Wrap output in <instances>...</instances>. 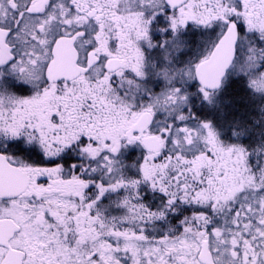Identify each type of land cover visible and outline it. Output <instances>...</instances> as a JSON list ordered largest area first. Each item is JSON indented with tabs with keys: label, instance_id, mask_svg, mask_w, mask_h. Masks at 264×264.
I'll return each mask as SVG.
<instances>
[{
	"label": "snow or ice",
	"instance_id": "obj_1",
	"mask_svg": "<svg viewBox=\"0 0 264 264\" xmlns=\"http://www.w3.org/2000/svg\"><path fill=\"white\" fill-rule=\"evenodd\" d=\"M0 264H264V0H0Z\"/></svg>",
	"mask_w": 264,
	"mask_h": 264
},
{
	"label": "rangeland",
	"instance_id": "obj_2",
	"mask_svg": "<svg viewBox=\"0 0 264 264\" xmlns=\"http://www.w3.org/2000/svg\"><path fill=\"white\" fill-rule=\"evenodd\" d=\"M233 79H234V80H239L240 78H239V77H233ZM234 87H235V86H234ZM225 89H226V90L220 94V100H221V105H222V107H223L225 110H228V109H230V108L232 107V104L229 103L230 100H229V102L226 101V100H227V97H228L227 94H228L229 92H231L233 89L229 88L228 85H225ZM257 114H258V113H257ZM210 118H213V117L210 116ZM246 139H247V138H246ZM153 202L155 203V201H153ZM106 203H107V201H106Z\"/></svg>",
	"mask_w": 264,
	"mask_h": 264
},
{
	"label": "trees",
	"instance_id": "obj_3",
	"mask_svg": "<svg viewBox=\"0 0 264 264\" xmlns=\"http://www.w3.org/2000/svg\"><path fill=\"white\" fill-rule=\"evenodd\" d=\"M237 92L236 91H234V90H232L231 92H229L228 94H227V102H229V100H230V102L229 103H231L232 105H237V106H239L240 104H242V101L240 100V99H238V97H237Z\"/></svg>",
	"mask_w": 264,
	"mask_h": 264
},
{
	"label": "flooded vegetation",
	"instance_id": "obj_4",
	"mask_svg": "<svg viewBox=\"0 0 264 264\" xmlns=\"http://www.w3.org/2000/svg\"><path fill=\"white\" fill-rule=\"evenodd\" d=\"M197 31H198V30H196V29L193 30V33H194V35H193V37H192L193 42H195V40L197 39V37L195 36V33H196ZM231 79H232L233 81H236V80L233 79V77H232ZM141 151H142V149H135L134 152H132V150H129V153L138 156V155H140ZM155 202H156V201H155Z\"/></svg>",
	"mask_w": 264,
	"mask_h": 264
}]
</instances>
